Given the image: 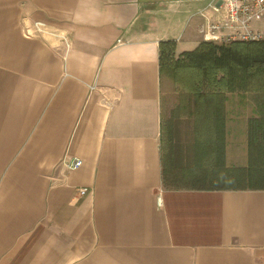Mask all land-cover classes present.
<instances>
[{
	"label": "crops",
	"instance_id": "0c3cea01",
	"mask_svg": "<svg viewBox=\"0 0 264 264\" xmlns=\"http://www.w3.org/2000/svg\"><path fill=\"white\" fill-rule=\"evenodd\" d=\"M194 2L0 0V264H264V190L164 185L160 47L203 43Z\"/></svg>",
	"mask_w": 264,
	"mask_h": 264
},
{
	"label": "trees",
	"instance_id": "16d2710c",
	"mask_svg": "<svg viewBox=\"0 0 264 264\" xmlns=\"http://www.w3.org/2000/svg\"><path fill=\"white\" fill-rule=\"evenodd\" d=\"M176 50L177 45L174 41L161 43V79L169 76L177 85L189 89L190 94H194L193 100L196 103L194 111L201 115L204 134L207 132L210 134L209 130L212 132V129H215L220 133L219 138H223L227 115L223 113L221 102L217 101L222 88L231 94L255 93L258 116L249 121L248 134V145L254 166L249 167L247 171L230 170L223 164L209 166V155L204 152L211 147L214 148L211 137L203 145H200L202 142L198 143L200 148L197 146L195 168L183 166L178 163L177 158L181 148L174 142L175 124L169 122L170 128L167 132L171 139L167 141L168 144L164 136L162 137L165 187L180 190L179 187L187 182L193 184L191 189L199 190H264V42H235L222 46L203 42L195 51L185 52L179 58H176ZM225 100L229 101L227 98ZM164 125L163 122L165 130ZM208 137L209 135L204 138ZM173 150L176 160L169 167L167 158L173 159ZM222 151H225L224 148ZM247 172L253 175V181ZM247 177L249 178L247 184L252 185L251 182L255 184L249 187L242 186L241 184L246 183Z\"/></svg>",
	"mask_w": 264,
	"mask_h": 264
},
{
	"label": "rangeland",
	"instance_id": "374dc122",
	"mask_svg": "<svg viewBox=\"0 0 264 264\" xmlns=\"http://www.w3.org/2000/svg\"><path fill=\"white\" fill-rule=\"evenodd\" d=\"M200 3H195L194 6H201V8L207 7V5L214 3L215 5L219 0H201ZM193 4V3H191ZM190 4L186 3L184 9L190 8ZM210 8V6H209ZM258 29H264V22L254 26ZM204 39V34L201 32ZM205 42V39L204 41ZM177 45V44H176ZM219 46H222L219 44ZM177 52V50H176ZM163 122L165 123V130L163 129V136L165 141L169 142L171 135L167 132L170 128L169 122L175 124L174 135L175 143L181 148L179 149L178 163L183 166H196L197 160V146L205 144L211 137V141H214V148H210L204 154L209 155V166H223L230 170L247 171L249 167L254 166L253 159L251 160V153L248 145V134H249V121L256 118V96L255 93L246 94L244 92H237L231 94L226 92L228 90H221L220 97H217V101H220L223 105V113L226 117V129L224 130L223 138H219L220 133L212 129L209 130L210 134L203 133V127L201 125V115L194 111L196 103L194 94H190L189 89H184L177 85L173 78L166 76L163 79ZM225 98L229 99L227 102ZM216 101V100H215ZM208 138H204L208 136ZM204 139V140H203ZM167 142V144H168ZM213 144V143H212ZM200 145L198 148H200ZM224 148L225 151H222ZM177 153V154H178ZM224 153V154H222ZM173 159L167 158V165L170 167L175 162V152L172 151ZM201 165V164H200ZM198 165V166H200ZM220 169V167H219ZM250 179L253 181V175L248 173ZM246 174V175H247ZM246 183L241 184L242 186H252L247 184L249 178H246ZM217 185V184H216ZM180 189H191L193 188L192 183H183L179 187Z\"/></svg>",
	"mask_w": 264,
	"mask_h": 264
},
{
	"label": "built area",
	"instance_id": "2783aa9c",
	"mask_svg": "<svg viewBox=\"0 0 264 264\" xmlns=\"http://www.w3.org/2000/svg\"><path fill=\"white\" fill-rule=\"evenodd\" d=\"M214 16L208 20L202 30L205 42L230 45L235 42H264V29L254 26L264 22V0H219L212 5ZM23 34L28 39L53 40L57 48L64 46L66 54L72 48V40L63 29H56L44 22L24 25ZM70 170H78L83 165L82 159L75 158L64 162ZM88 189L80 190L81 196L88 194Z\"/></svg>",
	"mask_w": 264,
	"mask_h": 264
}]
</instances>
